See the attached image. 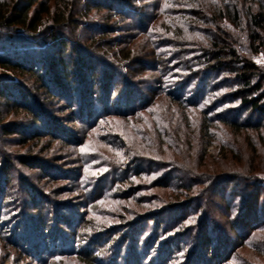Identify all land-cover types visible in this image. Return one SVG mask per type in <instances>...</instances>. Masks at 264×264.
I'll list each match as a JSON object with an SVG mask.
<instances>
[{
	"label": "rangeland",
	"instance_id": "rangeland-1",
	"mask_svg": "<svg viewBox=\"0 0 264 264\" xmlns=\"http://www.w3.org/2000/svg\"><path fill=\"white\" fill-rule=\"evenodd\" d=\"M185 1L78 2L64 56L80 50L91 70L72 93L62 84L49 97L0 69L45 121L0 99V264H264V127L222 122L250 121L240 84L207 79L204 52L183 42L202 38L220 6ZM239 34L264 86V46L253 53Z\"/></svg>",
	"mask_w": 264,
	"mask_h": 264
},
{
	"label": "trees",
	"instance_id": "trees-1",
	"mask_svg": "<svg viewBox=\"0 0 264 264\" xmlns=\"http://www.w3.org/2000/svg\"><path fill=\"white\" fill-rule=\"evenodd\" d=\"M80 1L0 0V69L21 79H31L49 97H53V94H55L54 96L63 94L59 90L61 87L63 88L62 84L66 85L69 93H72L76 84L83 86L85 82L89 85L90 81L86 79L82 71L91 70L89 69L91 68L90 58L83 55L78 49L71 51L74 55L70 53L71 55L64 56L67 53L69 42V39L64 38L67 28L76 23L75 5ZM241 1L246 3L248 0H217L220 9L212 15L208 27H204L202 31L204 36L191 41V44L188 40L183 42L204 52L205 57L201 62V69L209 72L207 79L215 72H230L235 75L237 83L240 84L238 93L241 95L242 111L249 110L250 121L238 122L222 119V122L235 129L260 128L264 127V123L260 121L262 116L264 117V86L260 81L261 77H259L262 75L252 61L239 56L241 55L239 48H241L242 42L239 33H243V38L247 41L248 49L251 52L256 53L264 46L261 36V33H264V0H250L256 2L255 9L249 5L243 10L239 6ZM185 2L195 4V6L202 4L201 0ZM93 6L99 8L104 5L95 3ZM193 16L194 14H192ZM197 22L185 24L187 31L195 32ZM230 28L234 31L238 30L239 33H232ZM19 31L26 35V38L21 40L22 43L33 44L35 48L23 49L22 46H19L23 44L17 43L18 41L13 37V33ZM43 46L53 50V53H50L51 56H39L40 54L35 49H39V47L44 49ZM73 56L76 58L75 61ZM44 58L46 59L44 60ZM48 58L49 61L46 62ZM93 72L95 71L90 72L92 76ZM194 76L192 75L188 80H194ZM98 82V79L97 81L91 80L90 91L87 90V92L94 91L93 87ZM28 92L20 83L0 77V99H3L7 106L19 107L26 111L32 117V123L36 124L41 120L45 122L44 116L41 114L38 116L36 110L33 109L34 100ZM173 99L179 104L182 103L181 99ZM255 114L259 121L251 123ZM206 120L205 122H207ZM205 126L207 130L208 125ZM2 132H7V129H2ZM43 134L52 137L49 132ZM32 136L39 138L37 133ZM33 222L40 223L41 219L37 218ZM207 238L206 236L205 240L208 243L210 240Z\"/></svg>",
	"mask_w": 264,
	"mask_h": 264
}]
</instances>
